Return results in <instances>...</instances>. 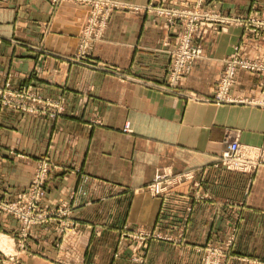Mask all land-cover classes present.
Segmentation results:
<instances>
[{
  "label": "crops",
  "instance_id": "1",
  "mask_svg": "<svg viewBox=\"0 0 264 264\" xmlns=\"http://www.w3.org/2000/svg\"><path fill=\"white\" fill-rule=\"evenodd\" d=\"M152 1L183 6L196 0ZM217 1L224 13L264 12V0ZM84 15L81 7L51 0H0V83L33 84L43 96L67 101L66 116L54 121L0 112V193L13 197L22 190L40 157L75 164L80 173L51 172L44 202L71 203L81 222L78 232L61 239L52 230H34L29 251L10 260L0 249V264H130L129 243L118 239L123 225L181 231L192 245L234 229V253L264 259V167L241 173L215 166L225 140L264 144V108L210 101L224 58L238 47L248 57L264 54V35L239 27L207 32L202 57L181 86L201 99L195 101L159 89L173 42L162 19L114 12L90 48V60L101 68L69 60ZM259 82L257 74L240 72L234 89L257 94ZM127 123L130 135L122 132ZM162 168L194 176L153 197L144 187ZM195 182L208 199H194ZM87 224L99 231L89 234ZM15 231L12 219L0 217V237L15 245ZM168 246L151 242L145 263L166 260L160 250ZM194 256L191 248L181 259Z\"/></svg>",
  "mask_w": 264,
  "mask_h": 264
},
{
  "label": "rangeland",
  "instance_id": "2",
  "mask_svg": "<svg viewBox=\"0 0 264 264\" xmlns=\"http://www.w3.org/2000/svg\"><path fill=\"white\" fill-rule=\"evenodd\" d=\"M216 3H205L203 0H196L193 3H189L183 6H168L163 5L160 2L148 1L144 4H135L123 0H51V4L59 6L62 4H72L83 8L85 15L80 23L79 30L75 36L74 51L67 55V58L71 61L77 62L81 65L101 68L100 65L94 64L90 60V48L94 42L101 40L106 32V28L111 15L114 12H125L129 14H142L145 17H150L152 20H163L165 23L166 32L169 36L173 37L172 48L169 51V63L164 73V82L159 85V89L164 92L175 93L186 98L201 101V99L195 94H188L181 91V86L184 80L191 72L194 62L202 57L201 40L203 36L210 31H223L228 27H239L250 32L264 35V28L256 27L251 24L253 19L264 20V12L251 8L246 13L229 12L224 13L221 11L218 1ZM198 11L196 17H184L183 12ZM171 14L166 16L167 14ZM211 16L207 19V17ZM200 17H206L200 19ZM217 17V18H212ZM186 20L188 23L186 25ZM98 24L101 26L100 31L97 30ZM95 26V27H94ZM190 30V32H189ZM90 34H99V39L87 40V36ZM184 42L188 43L189 48H199L200 54L193 56L190 60H187L184 64L183 74L178 78L170 81L172 74V68L176 62L174 57L175 50L182 49ZM237 58L239 60L249 62H262L264 63V54L258 57H248L243 54L239 47L234 49L223 60V69L220 72L218 78L214 83L213 95L210 98L211 102L216 104H245L254 107L264 108V72L251 70L247 68L237 67L233 76V84L228 92L229 98H242L244 102L231 101V100H218V85L221 82L223 75L225 74L228 64L231 60ZM240 72H247L257 74L260 78L259 88L260 91L257 94H247L242 91H235L237 83V77ZM117 74V72H116ZM256 102H259L257 104ZM5 110H12L27 116H39L48 120L54 121L66 116L67 101L64 96L48 97L40 94L35 85H20L13 86L9 81L0 83V112ZM95 122V121H93ZM98 122V121H97ZM122 132L126 135H130L132 130L127 123L123 126ZM232 143H238L242 150L255 151L259 155V159L264 161V144L262 146H249L241 144L236 138L232 140H225V148L221 155L217 158L215 166H220L227 171L252 173L259 168L264 167V162L258 166H251L248 169H232L231 166H227L223 160V154L229 145ZM19 157H26L24 154H17ZM80 169L75 164L61 163L57 164L50 156H43L36 160L32 175L28 181V184L16 193L15 196L10 197L0 193V202L4 204H19V206H27V200L33 196L34 202H36V215L42 214L43 218L37 223H31L23 229L22 221L19 217L7 214L0 210V217L12 219L16 224V244L14 245L10 237L4 238V244L2 245L3 252H5L10 260L15 257L18 251L28 252L30 246L33 243L34 230H52L58 239H61L67 234H75L80 230L81 222L74 217V207L71 203L61 200L56 204L45 203L44 200L48 194V185L50 174L52 171L62 172H75L80 173ZM43 173L41 183L37 180V176ZM193 173L182 172L173 173L166 168L160 169L153 178L145 185L144 190L153 197H161L167 194L176 186L180 185L185 180H191ZM162 180V189L159 192L152 190V187ZM36 187L41 189L42 194L36 191ZM194 189V199L200 201L208 199L206 194L201 192L199 183L192 184ZM37 200V201H36ZM29 218L27 221H30ZM83 225V224H82ZM87 232L89 234L97 233L99 228L95 225L87 224ZM118 239L121 245L125 242L128 244L131 250L129 261L130 264H231L236 261L237 264H264V259L252 258L249 256L242 257L234 253L233 241H234V229L227 233L222 238L217 240L206 241L202 245L189 244L185 240L183 232H169V230H162L157 227L152 228H137L123 225L117 230ZM2 236V234H0ZM1 242V241H0ZM153 243H166L170 244L166 249L163 247L160 252L164 253L166 260H157L156 262H146V253L149 244ZM173 245V246H172ZM178 248V249H177ZM198 255L194 256L195 259L186 261L181 259L183 253L189 251V249ZM172 256L169 260V257ZM176 256V258H175ZM13 264H18L14 260Z\"/></svg>",
  "mask_w": 264,
  "mask_h": 264
},
{
  "label": "built area",
  "instance_id": "3",
  "mask_svg": "<svg viewBox=\"0 0 264 264\" xmlns=\"http://www.w3.org/2000/svg\"><path fill=\"white\" fill-rule=\"evenodd\" d=\"M198 11H187L183 12L182 15L184 17H196ZM171 14H167L166 16H169ZM211 16L207 17L210 18ZM206 18V17H200V19ZM217 18V17H212ZM251 24H253L256 27L264 28V20L261 19H253L251 20ZM188 23V20H186V25ZM95 27V26H94ZM100 25L96 27L98 31H100ZM190 32V30H189ZM101 35L99 34H90L87 36V40L91 39H99ZM200 54L199 48H189L188 43L184 42L182 45V49L175 50L174 57H175V64L172 68V74L170 77V81L172 82L175 79H178L183 74L184 64L187 60H190L193 56ZM237 67L241 68H247L251 70H257L264 72V63L262 62H249L244 60H239L237 58H234L231 60L228 64L227 70L225 74L223 75L221 82L218 85V93H217V99L224 101V100H231L228 96V92L233 84V76L235 73V70ZM231 101H239L244 102L242 98H234L232 97ZM259 104V102H256ZM259 155L255 151H248V150H242L238 143H232L229 145V148L226 149V151L223 154V160L224 163L227 166H231L232 169H240L245 170L250 168L251 166H258L261 164L262 161L259 159ZM43 177V173L41 172L37 176V180L41 183V178ZM162 180L158 181L153 187L152 190L155 192H159L162 189ZM36 191L40 194H42L41 189L39 187L35 188ZM34 200V197L31 196L27 200V206H19V204H4L0 202V210L6 212L7 214L14 215L15 217H19L22 221L23 229L27 227V225H30L31 223H37L42 220L43 215L38 214L34 212L36 209V202L32 204ZM37 201V200H36ZM29 218H32L30 221H27Z\"/></svg>",
  "mask_w": 264,
  "mask_h": 264
},
{
  "label": "bare ground",
  "instance_id": "4",
  "mask_svg": "<svg viewBox=\"0 0 264 264\" xmlns=\"http://www.w3.org/2000/svg\"><path fill=\"white\" fill-rule=\"evenodd\" d=\"M5 239L1 238L0 247L4 244Z\"/></svg>",
  "mask_w": 264,
  "mask_h": 264
}]
</instances>
